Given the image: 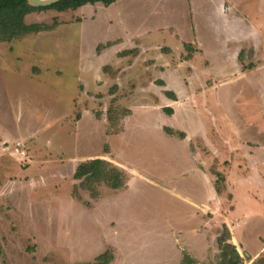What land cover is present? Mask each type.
<instances>
[{"label":"rangeland","instance_id":"1","mask_svg":"<svg viewBox=\"0 0 264 264\" xmlns=\"http://www.w3.org/2000/svg\"><path fill=\"white\" fill-rule=\"evenodd\" d=\"M234 1L264 24L258 0ZM164 2L163 16L172 14L181 36L189 37L186 0ZM131 8L139 7L129 8L132 31L140 24L153 29L140 21L151 16ZM90 11H32L24 22L50 29L0 41V264H93L106 249L114 252L113 264H186V255L194 264H221L216 239L230 212L231 230L254 252L264 243V200L247 201L243 195L250 197L254 187L241 185L238 175L250 173V152L240 150L246 145L240 140L257 131L255 115L262 118L264 111L259 92L246 78L221 82L208 68L187 67L176 55L179 72L165 73L172 90L158 83L139 89L124 77L115 100L107 96L111 85L86 96L81 83L92 87L97 65L109 60L92 56L113 32L104 21L123 15L114 8L98 16ZM143 91L151 94L135 97ZM164 124L183 130L191 147L204 151L208 158L197 155L204 165L195 163L180 139L166 138ZM102 153L127 165L126 186L73 178L79 161ZM194 165L204 166L209 180ZM238 248L241 264H264V249L253 258Z\"/></svg>","mask_w":264,"mask_h":264},{"label":"crops","instance_id":"2","mask_svg":"<svg viewBox=\"0 0 264 264\" xmlns=\"http://www.w3.org/2000/svg\"><path fill=\"white\" fill-rule=\"evenodd\" d=\"M147 1L148 0H146V2L145 0H116L107 6L101 2H96L79 7H89L91 8L90 14L93 15L94 13L97 16L112 8L118 12L119 10L123 12V15H120L122 13H117L121 18L108 17L106 18V21H104L106 28L113 32L108 40L96 44L92 56L94 58L100 57L103 59V57L109 55V60L105 61L106 64L104 62L102 65H100L101 63L97 65L96 77L92 80V87L85 86L81 83L84 86V95L87 96V93L89 92H103L106 86L108 87V85H111L110 88L112 87L113 89L109 90L107 96L110 95L109 97H111V101L115 100V97H117L116 90L117 88L121 89V83L123 82L124 77L125 79H128V82L135 83V87L139 89L144 90L146 87L150 88L151 86H148L150 83L157 86L156 83H158L164 84V88L172 90L173 85L169 84V77H167L165 73L170 72L171 70L176 73L177 71L179 72L173 64L176 62L174 56L176 57L177 55V57L181 58L180 61L184 62L187 67L190 66L193 68L194 65H196V69H199L200 66L208 68L210 77L213 76L212 74L216 73L221 82H239L246 78V80L249 81L248 85H250L253 90L257 91L255 94L258 95L259 92L260 103H263L264 105V24L255 20L253 21L247 15V12H244L243 10L241 11L240 6L243 4L242 2L237 3L239 4L237 5L234 0H186L190 17L189 29L191 28V33L189 37L185 38L184 36H181V32H179L177 27L178 25L174 24L172 14L163 16L162 11H160V9L162 10L164 7L162 6L164 0ZM258 2L260 3V6L264 5V0H258ZM126 4H131L130 7L138 5V9H131L132 12L136 10V14H139V16L144 12L145 16H147V14L151 16L152 18H144L140 21H142L144 25L146 23H152L153 29L150 30L147 27L143 28V25L140 24L138 31H132V29L129 28L127 21L128 17L131 16V11H129L130 7L125 8ZM249 14L252 16L254 13L251 11ZM93 18L94 17L91 19ZM162 19H166L168 24L161 25L160 23ZM162 31H167V38L162 37ZM102 44L103 46L101 47ZM184 57L189 59L185 60L183 59ZM135 71L141 73L138 78L131 76V73ZM151 73H158L161 76L153 79ZM213 83L216 82L214 81ZM215 85L216 84H212L211 86L214 87ZM129 86L131 88L133 87L132 84ZM171 90H166V93L173 99L178 97V95ZM149 94L151 93L143 91V94H138L139 96L135 95V97L147 98V95ZM159 98L162 100V98L165 97L164 95H159ZM260 103H258V105ZM75 104L79 105L78 102ZM257 110L260 111V109ZM83 112L81 113L82 117L84 116ZM129 115L130 114L124 117L122 121L125 122V120H128L129 122ZM257 115L258 114L255 115L256 119H254L253 122V128H257V131H254L250 139L247 138L240 140H245L244 143L246 144L245 146H242V149L240 148V150L243 152H250V168H248L250 169V173L247 175V173L242 172V175H238V179L240 180L241 185L242 183H246L254 187L250 197L245 194L243 195L247 201L252 202H258V198L264 200V111L261 116L262 118H259V116L257 117ZM100 116H103V114ZM95 118H97V115H95ZM103 119L104 118L99 120L102 121ZM165 127L172 128L174 131H184L168 124H164L161 127L163 130L162 133L166 138L174 140L175 138L180 139L179 142H182L185 145V149L188 151L189 155L192 156L193 160H195V163H199L200 161L197 155H199V158H208L205 153L202 154L204 151L199 149L195 151L191 147L192 140L187 139L185 132V137L180 138L177 135L167 134L164 130ZM106 135L110 136L116 134L107 131ZM186 140L187 144H185ZM207 150L209 151L210 148L207 147ZM94 158L105 159L122 170L128 168L126 164L118 161V159L107 153H102L99 157L91 156L82 161ZM82 161H79V163ZM79 163H77V165ZM199 164L202 165L203 163L200 161ZM202 167L204 169L201 168V166L199 167V165H194L193 169L195 172L201 174L206 180L210 175L205 171V167ZM131 170L134 171V169ZM137 174L139 175V173ZM176 196L183 199L182 196L177 194ZM187 197L189 200L187 201L190 202V204L198 207V205L194 203V198L189 195H187ZM207 198L211 201V198ZM207 198L204 200L206 201L208 208L212 209L208 203L210 201L207 202ZM215 199L218 201L219 198L217 197L214 198V200ZM201 210L202 209H198V211ZM230 215L231 212L224 215L221 222L222 225H226L230 231V242L234 244L236 248L242 246L243 249L248 250L253 258L260 255L264 249V243L260 244L254 252H250L246 243L237 239L235 232L231 230L227 220L228 217L230 219ZM243 216L245 217V215ZM260 218L264 222V212L260 215ZM241 221L243 220H239L238 224ZM237 243H239L238 246ZM113 263L114 262L111 264Z\"/></svg>","mask_w":264,"mask_h":264},{"label":"trees","instance_id":"3","mask_svg":"<svg viewBox=\"0 0 264 264\" xmlns=\"http://www.w3.org/2000/svg\"><path fill=\"white\" fill-rule=\"evenodd\" d=\"M116 0H60L46 7H32L27 0H0V41H9L25 33H37L42 30L50 29L44 24H27L24 18L32 11L54 9L59 12L77 9L86 4L101 2L104 5H110ZM172 110H169L171 112ZM80 115L77 116L79 119ZM165 132L169 135L177 134L178 137L184 138L185 133L174 131L172 128L165 127ZM123 170L102 159L94 158L80 162L74 171V179H83L84 182L105 181L110 183L114 188L126 186V175ZM217 191L219 189L216 187ZM223 226V233L220 234L216 241L221 250V264H241V256L234 244L230 242L231 234L226 225ZM114 252L104 250L94 257L93 264H111L114 260ZM186 264H194L193 260L186 255Z\"/></svg>","mask_w":264,"mask_h":264},{"label":"water","instance_id":"4","mask_svg":"<svg viewBox=\"0 0 264 264\" xmlns=\"http://www.w3.org/2000/svg\"><path fill=\"white\" fill-rule=\"evenodd\" d=\"M58 1L60 0H27L28 4L32 7H46Z\"/></svg>","mask_w":264,"mask_h":264},{"label":"built area","instance_id":"5","mask_svg":"<svg viewBox=\"0 0 264 264\" xmlns=\"http://www.w3.org/2000/svg\"><path fill=\"white\" fill-rule=\"evenodd\" d=\"M19 152V151H18ZM20 154L24 155V151H20Z\"/></svg>","mask_w":264,"mask_h":264}]
</instances>
